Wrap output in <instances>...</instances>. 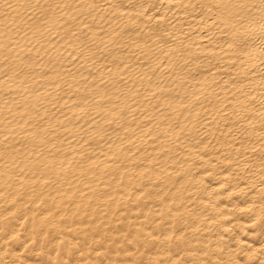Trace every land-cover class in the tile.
Wrapping results in <instances>:
<instances>
[{
    "label": "bare ground",
    "instance_id": "1",
    "mask_svg": "<svg viewBox=\"0 0 264 264\" xmlns=\"http://www.w3.org/2000/svg\"><path fill=\"white\" fill-rule=\"evenodd\" d=\"M0 264H264V0H0Z\"/></svg>",
    "mask_w": 264,
    "mask_h": 264
}]
</instances>
